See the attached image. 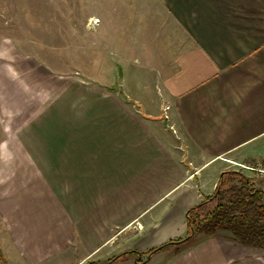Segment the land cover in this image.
Listing matches in <instances>:
<instances>
[{
	"label": "crops",
	"instance_id": "obj_1",
	"mask_svg": "<svg viewBox=\"0 0 264 264\" xmlns=\"http://www.w3.org/2000/svg\"><path fill=\"white\" fill-rule=\"evenodd\" d=\"M150 2L116 6L130 12L133 37L117 41L114 78L64 88L34 137L25 128L0 142V264H87L129 250L143 261L110 264H264L263 248L229 230L146 261L187 235V211L223 171L264 164V0Z\"/></svg>",
	"mask_w": 264,
	"mask_h": 264
},
{
	"label": "rangeland",
	"instance_id": "obj_2",
	"mask_svg": "<svg viewBox=\"0 0 264 264\" xmlns=\"http://www.w3.org/2000/svg\"><path fill=\"white\" fill-rule=\"evenodd\" d=\"M124 1L0 0L1 148L5 137H21L25 128L28 137H34L39 123L51 121L49 110L58 109L68 87L79 93L82 87L100 86L121 71L117 41L133 37L130 12L116 13V6ZM138 1H149L151 8L150 0ZM117 18L127 27L118 25ZM28 141L35 149L36 142ZM233 167L264 185V173L238 163Z\"/></svg>",
	"mask_w": 264,
	"mask_h": 264
},
{
	"label": "trees",
	"instance_id": "obj_3",
	"mask_svg": "<svg viewBox=\"0 0 264 264\" xmlns=\"http://www.w3.org/2000/svg\"><path fill=\"white\" fill-rule=\"evenodd\" d=\"M256 180L240 169L223 171L213 194L187 211V235L148 250L146 261L172 244L213 236L220 230L231 231V237L240 243L264 249V185H257ZM211 202L213 205H207ZM128 254L143 261L144 253L129 250L97 264H110Z\"/></svg>",
	"mask_w": 264,
	"mask_h": 264
},
{
	"label": "built area",
	"instance_id": "obj_4",
	"mask_svg": "<svg viewBox=\"0 0 264 264\" xmlns=\"http://www.w3.org/2000/svg\"><path fill=\"white\" fill-rule=\"evenodd\" d=\"M168 108H169V106H167L166 109H168ZM238 165H240L242 167H245V168H250L252 170H256V171H260V172L264 173V168H258V166H254L253 167V166H250V165H246L244 163H238Z\"/></svg>",
	"mask_w": 264,
	"mask_h": 264
}]
</instances>
